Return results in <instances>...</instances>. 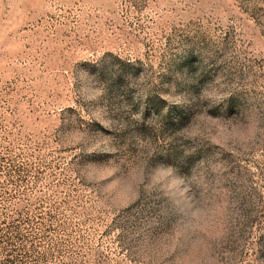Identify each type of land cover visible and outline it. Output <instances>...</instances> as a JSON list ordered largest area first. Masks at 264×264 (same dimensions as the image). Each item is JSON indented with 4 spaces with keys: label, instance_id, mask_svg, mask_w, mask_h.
Masks as SVG:
<instances>
[{
    "label": "rangeland",
    "instance_id": "rangeland-1",
    "mask_svg": "<svg viewBox=\"0 0 264 264\" xmlns=\"http://www.w3.org/2000/svg\"><path fill=\"white\" fill-rule=\"evenodd\" d=\"M0 264H264V0H0Z\"/></svg>",
    "mask_w": 264,
    "mask_h": 264
},
{
    "label": "snow or ice",
    "instance_id": "snow-or-ice-1",
    "mask_svg": "<svg viewBox=\"0 0 264 264\" xmlns=\"http://www.w3.org/2000/svg\"><path fill=\"white\" fill-rule=\"evenodd\" d=\"M109 60V57H104L101 63H105ZM105 98L101 97V102ZM208 103L215 102V99L207 101ZM77 118L70 119L63 129L66 133L70 134V143H73L74 147L81 150V165L84 171L89 169L102 170L108 165V159L102 154L105 149L101 148L96 142L100 141L101 144L112 143L118 150L120 149V144L118 143V138L124 134L125 131H130L131 129H120L119 124L112 123L113 120L124 119L126 123H135L134 120L130 119L131 114L127 113L123 107L119 106L117 102L114 106L112 102L108 104V113H101L93 115L92 120L96 121L95 124H89L88 120L85 119L81 121L79 119V113L76 114ZM107 121V122H105ZM102 124L104 129H110L113 139L111 141L106 140L97 131V125ZM86 125V126H85ZM122 154V151L121 153ZM115 177H113L114 179ZM179 210L175 207H169L163 211L162 226L161 230H165L169 227L172 220H175L178 215Z\"/></svg>",
    "mask_w": 264,
    "mask_h": 264
}]
</instances>
